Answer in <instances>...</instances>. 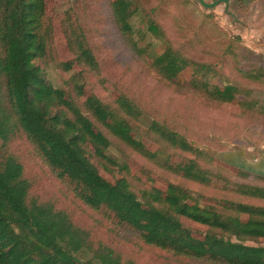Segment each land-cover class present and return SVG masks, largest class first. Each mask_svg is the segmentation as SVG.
Here are the masks:
<instances>
[{"label": "trees", "instance_id": "trees-1", "mask_svg": "<svg viewBox=\"0 0 264 264\" xmlns=\"http://www.w3.org/2000/svg\"><path fill=\"white\" fill-rule=\"evenodd\" d=\"M51 1L0 0V264H136L104 243L94 246L88 233L65 211L32 197L24 163L12 150V144L23 138L39 160L72 187L79 200L95 211L106 210L118 224L136 233L143 244L206 264H264V206L228 200L202 206L174 182L168 183L165 192L144 184L137 186L124 174L127 167L107 153L112 145L109 135L176 176L227 190L230 181L220 171L203 168L200 160L209 166L223 164L183 134L155 120L147 132L162 147L150 149L135 136L143 111L125 94L114 104H107L95 94L87 95L86 86L76 77L62 88H55L46 79L39 61L45 60L55 46L53 20L47 13ZM107 1L123 39L163 81L172 86L193 84L210 104L236 102V86L212 87L204 80L211 72L209 65L191 61L169 44L160 47L159 55L147 46L140 47L135 39L140 31L134 23L138 6L133 0ZM82 5L83 9L77 4L64 13L65 41L83 74H100L82 15L87 3ZM145 22L147 31L166 43L158 22L152 16ZM238 40L228 43L229 54L235 58L241 49ZM241 50L250 51L247 47ZM62 68L68 71L65 65ZM188 69L196 73L190 81L185 75ZM178 152L193 157L175 163ZM97 163L115 176L114 180L104 177ZM117 172L122 175L117 176ZM236 172L264 181L262 176ZM235 193L264 201L262 185L236 183ZM184 220L206 229L196 233Z\"/></svg>", "mask_w": 264, "mask_h": 264}, {"label": "rangeland", "instance_id": "rangeland-1", "mask_svg": "<svg viewBox=\"0 0 264 264\" xmlns=\"http://www.w3.org/2000/svg\"><path fill=\"white\" fill-rule=\"evenodd\" d=\"M133 1L138 6L134 23L140 31L135 35L140 47L147 46L159 55L162 51L160 47L169 44L191 61L209 65L211 72L203 77L204 80L212 87L236 86V102L222 106L210 104L193 88V84L172 86L163 81L157 72L148 68L134 54L123 39L112 20L107 0H54L48 3L47 13L53 20L55 46L45 60L39 61L46 79L55 88H62L66 81L76 77L86 86L87 95L95 94L107 104H114L121 94H125L143 111L141 122H136L137 139L152 150L160 149L162 144L147 132L150 123L158 121L183 134L204 153L223 164L224 167L209 166L207 162L200 160L203 168L220 171L230 181L229 188L222 190L185 180L148 161L109 135L112 145L107 153L119 165L127 167L124 174L137 186L144 184L147 188L165 192L168 183L174 182L186 188L202 206L215 202L219 204L224 200L264 206L263 200L235 193L236 183L264 186V181L254 176L241 177L236 171L244 170L217 159L221 153H232L241 149L246 151V158L250 161L264 158V52L261 50L264 48V40H256L249 46V40L254 42L252 37L243 38L240 34L244 28L256 32L264 30V0L230 1L228 11L236 14L239 21L248 27L236 24L227 15L224 4L214 9H205L197 0ZM206 1L211 3L213 0ZM83 2L87 3V7L82 15L85 18L88 40L100 63V74H83V68L77 63L76 56L65 41L62 28L64 13L77 4L83 9ZM148 16H152L162 27L165 34L163 41L166 43L147 31L145 21ZM238 39L241 49L247 47L250 51L244 52L240 49L235 58L229 54L228 43ZM64 65L68 71L62 68ZM193 73L195 71L191 69L186 71L189 81L195 77ZM243 103L245 109L242 107ZM249 109H253V112H247ZM1 147L0 140V154ZM12 150L24 163L26 177L32 184V197L40 201H50L56 209L65 211L76 226L88 233L94 246L104 243L124 258L134 260L136 264H206L147 246L136 233L125 225L118 224L106 210L95 211L86 206L75 196L68 183L59 179L39 160L24 138L17 139L12 144ZM176 154L173 158L175 163L193 157L179 152ZM97 166L104 177L114 180L115 176L109 171L99 163ZM227 167L233 170H228ZM120 175L122 174L117 172V176ZM184 223L196 233L206 229L187 220Z\"/></svg>", "mask_w": 264, "mask_h": 264}, {"label": "water", "instance_id": "water-1", "mask_svg": "<svg viewBox=\"0 0 264 264\" xmlns=\"http://www.w3.org/2000/svg\"><path fill=\"white\" fill-rule=\"evenodd\" d=\"M197 1L205 9H214L222 3H224L226 7L229 5V0H217L212 3H208L206 0ZM217 159L238 169L257 175H264V158L256 161H250L246 158V151L243 149L232 153H221L220 158Z\"/></svg>", "mask_w": 264, "mask_h": 264}, {"label": "crops", "instance_id": "crops-1", "mask_svg": "<svg viewBox=\"0 0 264 264\" xmlns=\"http://www.w3.org/2000/svg\"><path fill=\"white\" fill-rule=\"evenodd\" d=\"M240 34H242L243 38H245V37H252V40L254 42H251L249 40V46H252L251 44H254L256 42V40H262V39L264 40V30H262L260 32H256V31H252V30L250 31L249 29L244 28V30L241 31ZM261 50H262V52H264V48L261 49Z\"/></svg>", "mask_w": 264, "mask_h": 264}, {"label": "flooded vegetation", "instance_id": "flooded-vegetation-1", "mask_svg": "<svg viewBox=\"0 0 264 264\" xmlns=\"http://www.w3.org/2000/svg\"><path fill=\"white\" fill-rule=\"evenodd\" d=\"M214 1H216V0H213L212 2H214ZM230 1H231V0H229V4H230ZM212 2H211V3H212ZM240 3H242V1H240ZM222 4H224V3H222ZM220 5H221V4H220ZM224 5H225V4H224ZM218 6H219V5H218ZM215 8H216V7H215ZM228 9H229V5H228V7H226V5H225V11H226L227 15L230 16V17H232L236 24H239V25L243 24V25H244L243 22L239 21L237 15L234 14V13H232V12H230V11H228ZM243 27H247V25H244Z\"/></svg>", "mask_w": 264, "mask_h": 264}]
</instances>
